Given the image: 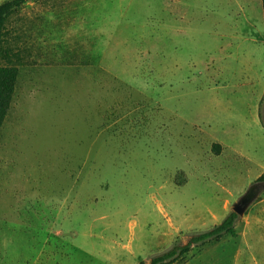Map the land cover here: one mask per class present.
Returning a JSON list of instances; mask_svg holds the SVG:
<instances>
[{"label":"rangeland","instance_id":"obj_1","mask_svg":"<svg viewBox=\"0 0 264 264\" xmlns=\"http://www.w3.org/2000/svg\"><path fill=\"white\" fill-rule=\"evenodd\" d=\"M4 48L0 264H150L264 173L261 0H22ZM235 229L169 264H264V185Z\"/></svg>","mask_w":264,"mask_h":264},{"label":"trees","instance_id":"obj_2","mask_svg":"<svg viewBox=\"0 0 264 264\" xmlns=\"http://www.w3.org/2000/svg\"><path fill=\"white\" fill-rule=\"evenodd\" d=\"M22 0H7L0 3V129L13 98L18 76V67L9 63V53L4 48L5 25L7 17L21 5ZM264 18V0H261ZM264 181V173L258 178ZM238 215L234 211L230 212L218 225L208 231H203L193 235L184 246L175 245L169 250L153 257L150 264H169L178 256H182L190 251L191 247L205 245L209 242H218L224 236L236 237L235 223ZM139 264H142L139 263Z\"/></svg>","mask_w":264,"mask_h":264},{"label":"water","instance_id":"obj_3","mask_svg":"<svg viewBox=\"0 0 264 264\" xmlns=\"http://www.w3.org/2000/svg\"><path fill=\"white\" fill-rule=\"evenodd\" d=\"M262 188L263 187L259 183L251 185L237 202L233 204L232 210L235 214L242 216Z\"/></svg>","mask_w":264,"mask_h":264},{"label":"flooded vegetation","instance_id":"obj_4","mask_svg":"<svg viewBox=\"0 0 264 264\" xmlns=\"http://www.w3.org/2000/svg\"><path fill=\"white\" fill-rule=\"evenodd\" d=\"M256 183H259L262 187L264 185V181H257Z\"/></svg>","mask_w":264,"mask_h":264}]
</instances>
